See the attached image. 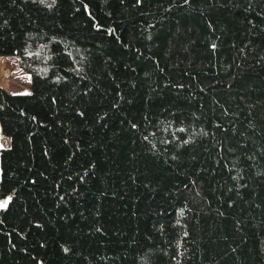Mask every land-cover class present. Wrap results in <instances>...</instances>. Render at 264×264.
Wrapping results in <instances>:
<instances>
[{
    "label": "trees",
    "instance_id": "16d2710c",
    "mask_svg": "<svg viewBox=\"0 0 264 264\" xmlns=\"http://www.w3.org/2000/svg\"><path fill=\"white\" fill-rule=\"evenodd\" d=\"M0 264H264V0H0Z\"/></svg>",
    "mask_w": 264,
    "mask_h": 264
},
{
    "label": "rangeland",
    "instance_id": "374dc122",
    "mask_svg": "<svg viewBox=\"0 0 264 264\" xmlns=\"http://www.w3.org/2000/svg\"><path fill=\"white\" fill-rule=\"evenodd\" d=\"M0 64L6 76L0 78V88L9 94L29 92V76L14 64L12 57H0ZM6 139L0 136V147L6 144Z\"/></svg>",
    "mask_w": 264,
    "mask_h": 264
},
{
    "label": "bare ground",
    "instance_id": "6f19581e",
    "mask_svg": "<svg viewBox=\"0 0 264 264\" xmlns=\"http://www.w3.org/2000/svg\"><path fill=\"white\" fill-rule=\"evenodd\" d=\"M2 69L3 68L1 67V64H0V78L3 77V76L4 77L6 76L5 71H2Z\"/></svg>",
    "mask_w": 264,
    "mask_h": 264
},
{
    "label": "snow or ice",
    "instance_id": "6c2138e0",
    "mask_svg": "<svg viewBox=\"0 0 264 264\" xmlns=\"http://www.w3.org/2000/svg\"><path fill=\"white\" fill-rule=\"evenodd\" d=\"M5 206H6V202L0 203V207H5Z\"/></svg>",
    "mask_w": 264,
    "mask_h": 264
},
{
    "label": "water",
    "instance_id": "95a60500",
    "mask_svg": "<svg viewBox=\"0 0 264 264\" xmlns=\"http://www.w3.org/2000/svg\"><path fill=\"white\" fill-rule=\"evenodd\" d=\"M6 143H7V141H6ZM5 145H6V144H5ZM5 145H4V146H5Z\"/></svg>",
    "mask_w": 264,
    "mask_h": 264
}]
</instances>
